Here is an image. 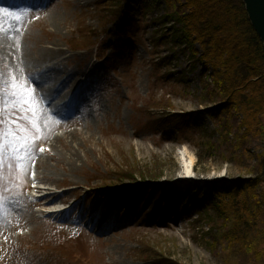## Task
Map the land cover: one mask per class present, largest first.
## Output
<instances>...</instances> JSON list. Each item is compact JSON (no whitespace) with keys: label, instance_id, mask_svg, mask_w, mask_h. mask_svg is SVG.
<instances>
[{"label":"rangeland","instance_id":"rangeland-1","mask_svg":"<svg viewBox=\"0 0 264 264\" xmlns=\"http://www.w3.org/2000/svg\"><path fill=\"white\" fill-rule=\"evenodd\" d=\"M175 5L166 0H49L38 10L24 9L36 11L33 15H0V131L6 145L0 167V264H264V256H254L264 253L263 229L254 230L240 248L228 235L241 224L248 204L244 199L254 194H231L216 203L217 209L204 203L186 212L172 203L166 212L154 208L159 194L165 200L167 192L187 184L194 189L189 196L241 178L259 176L264 187L259 166L264 133L246 136L239 110L208 116L211 107H227L224 86L214 85L215 70L225 76V57L216 58L210 49L219 61L215 70L206 58H194V51L202 57L205 47L182 34ZM125 11L130 17L123 29ZM4 40L11 43L7 52ZM50 48L61 51L56 59H63L61 70L79 68L73 70L78 79H84L79 70L87 63L93 67L86 98L72 113H51L40 93L56 104L68 82L57 80L58 89L48 92L38 89L35 73L24 71L25 64ZM18 55L26 63H17ZM14 83L35 89V116L16 107ZM259 105L264 123V95ZM30 120L37 121L36 139H29L25 152L13 154L7 146L16 130L11 122L31 129ZM225 123L230 130L220 126ZM56 133L64 135L49 148ZM184 148L194 157L187 177L179 153ZM26 169H34L42 186L45 176L54 179L47 186L52 202L68 207L63 217L50 220L54 216L40 211L46 202L34 197L38 192H29ZM91 213L100 228L103 218L114 217L107 233L83 223Z\"/></svg>","mask_w":264,"mask_h":264},{"label":"trees","instance_id":"trees-1","mask_svg":"<svg viewBox=\"0 0 264 264\" xmlns=\"http://www.w3.org/2000/svg\"><path fill=\"white\" fill-rule=\"evenodd\" d=\"M166 1L176 3L175 19L184 24L182 34H185L186 37L194 36V40L197 39L201 46L205 47L202 50V57L194 49V58L198 60H200L199 57L201 59L206 58V63L215 70L216 64L219 62L215 59H223L225 57V62L223 63L226 65L225 76L221 78V74L219 72L216 73L215 70L214 75L216 74L217 81L219 78V82L215 81L214 85L215 87L224 86L225 96L227 97L225 102L228 108L221 106L211 107L209 108L208 116L215 119L216 117H220L222 110H239L243 114L241 124L246 129L245 135L261 138L264 133V123L260 120L261 117H259L263 112L259 102L263 101L264 95V44L260 40L257 32L254 31L250 20H248L242 0ZM122 15L124 29L126 26L125 21L127 22L130 17V11H125ZM210 49H214L217 53L215 54L216 58L210 53L212 51ZM196 115H198V118L201 116V114ZM188 121L191 123L193 120L189 118ZM220 126L226 130H230L228 123ZM227 140L228 145L230 140L229 138ZM217 145L211 143L210 148L218 150ZM231 156L233 155L229 154L225 157L229 159ZM260 161L261 164L259 166L261 165L264 168V152L260 155ZM261 183L259 176L250 179L241 178L235 181L233 185L226 187L223 184H219L214 190L206 194L200 192L197 196H189L191 195L190 192H193L194 189L191 185L187 184V186H183V189L179 187L180 189L176 188L179 190L175 191L172 189L167 192L164 195L166 197L165 200L159 194V200H157L154 208L159 209L161 206L166 208V212L169 204L172 203L173 208L177 209L179 207L178 210L182 209L183 212H186L189 207H199L201 209L202 203H204V207L206 208L210 206L211 209H217L216 203H220V200L232 196L231 194H239V192L244 191L246 193H252L254 197L252 196L250 201L244 199V202H248L245 207V214L243 213L242 215L243 218L240 220L241 224H238L232 233H228L230 235L229 240L231 243L236 242L239 245L237 248H240L248 245L247 243L251 239L250 235L253 234L254 230L260 231L263 229V232H260V235L263 233V239H261L262 241L260 243L264 247V187L261 189V186H259ZM155 192L153 190L150 191L149 196L151 199H154ZM246 193L245 195H247ZM211 194L217 196L219 202H216ZM202 197L204 198L202 199ZM242 230L246 231L243 235L237 234L243 232ZM253 246L258 247L256 243ZM241 251L245 254L243 250ZM254 256L263 258L264 253L257 252Z\"/></svg>","mask_w":264,"mask_h":264},{"label":"bare ground","instance_id":"bare-ground-1","mask_svg":"<svg viewBox=\"0 0 264 264\" xmlns=\"http://www.w3.org/2000/svg\"><path fill=\"white\" fill-rule=\"evenodd\" d=\"M6 41V46L4 47L3 51L4 52H7L8 49H10V42L7 41V40H4ZM6 48V49H5ZM51 49V48H50ZM42 55L40 56L39 59H32L29 61V64H25V72H31L29 75H31L32 73H35L38 77H39V80L41 82H37V87L38 89L40 90H46L48 92H52V91H56L58 89V81L59 82H68L67 85H69L68 89L66 90L65 94L61 95L59 97V101L58 103L56 104H51L48 100V97L46 96V94H43L42 91H40L41 93V98H42V102L44 105H46L47 107L50 108L51 112H53V110L59 106H63L64 104V101L67 99L68 97V100H72V98H74V96H76L77 98H79V95L82 93V89H84V84L85 83V80L81 81L79 79H81L79 77V79L77 78V74H73V70L75 69H79V68H73L72 70H61V68L59 67L61 64H62V60L57 61L56 59H58V57L61 55V51L60 50H54V49H51L50 51L47 50V53H45V51H43L41 53ZM76 55H73L72 56V59H74ZM36 60V61H35ZM56 60V61H55ZM27 59L24 55H18L17 56V63L19 64H23V63H26ZM67 61V60H65ZM89 63H87L83 69L79 70L81 71V73L85 72V78L84 79H88L89 77H92V73L94 70H93V67L92 68H89L88 67ZM31 76L34 77V75L32 74ZM54 80V81H53ZM58 80V81H57ZM71 80V81H70ZM72 83V84H71ZM86 128H89V125L86 124ZM66 132V131H65ZM64 132V134H65ZM73 133V132H72ZM63 133L61 134H56L54 135V138H53V141L52 143H50L49 145V148H51L52 146H54L58 139V137L60 135H64ZM90 134H87V136H89ZM73 142H75L74 140H71L70 141V145L73 144ZM180 153V157H181V164H182V168L184 170V173L182 174L183 177H187L189 176L190 174V170L193 169V162H194V157L192 154H190L186 148L184 149H181V151L179 152ZM64 170V168H62ZM65 171V170H64ZM54 171H52V176H56V174L54 175ZM37 178V177H36ZM40 179V178H38ZM44 181H46V183L42 186L41 188H39L38 186V190L43 192V198L40 199V202H46V204L50 205L52 209L51 212L53 211V213H57V216H60L62 215V213H60V211H57V206H60L58 205L57 203H53V198L51 197L52 193L53 192H50V188H48V184L50 183H54V179L51 178V177H48V176H45V179ZM59 182V181H58ZM38 183H41V181H38ZM46 186V187H45ZM49 186H52L49 185ZM54 186V185H53ZM45 187V188H44ZM51 204H54V205H57V206H54V205H51ZM47 206V205H46ZM45 206V207H46ZM55 207L57 208L55 210ZM49 211V210H48ZM107 222L109 223H112L110 220H106ZM99 223V222H98ZM97 223V224H98ZM96 224V225H97Z\"/></svg>","mask_w":264,"mask_h":264},{"label":"snow or ice","instance_id":"snow-or-ice-1","mask_svg":"<svg viewBox=\"0 0 264 264\" xmlns=\"http://www.w3.org/2000/svg\"><path fill=\"white\" fill-rule=\"evenodd\" d=\"M19 19V17H17ZM12 93L11 95L16 99V107H19L22 110H26L31 116H35L37 109L34 104V88H29L26 84L22 83H14L12 84ZM16 126V130H14L8 139L7 146L11 148L13 154L16 152H25L30 148L29 139L35 140V132L38 131L37 121L30 120L31 129L27 126L24 128H20L19 121H12ZM31 130L33 133L31 137L27 135V133ZM5 133L0 131V167L3 165V153L6 145L2 142Z\"/></svg>","mask_w":264,"mask_h":264},{"label":"water","instance_id":"water-1","mask_svg":"<svg viewBox=\"0 0 264 264\" xmlns=\"http://www.w3.org/2000/svg\"><path fill=\"white\" fill-rule=\"evenodd\" d=\"M248 20L264 44V0H242Z\"/></svg>","mask_w":264,"mask_h":264}]
</instances>
